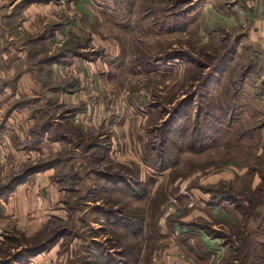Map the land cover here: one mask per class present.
I'll use <instances>...</instances> for the list:
<instances>
[{
  "label": "rangeland",
  "instance_id": "374dc122",
  "mask_svg": "<svg viewBox=\"0 0 264 264\" xmlns=\"http://www.w3.org/2000/svg\"><path fill=\"white\" fill-rule=\"evenodd\" d=\"M249 12L0 0L13 47L29 44L12 63L30 81L20 96L39 100L34 123L53 142L13 152L0 109V264H264V46ZM77 41V72L55 73L73 85L54 91L40 60Z\"/></svg>",
  "mask_w": 264,
  "mask_h": 264
},
{
  "label": "crops",
  "instance_id": "0c3cea01",
  "mask_svg": "<svg viewBox=\"0 0 264 264\" xmlns=\"http://www.w3.org/2000/svg\"><path fill=\"white\" fill-rule=\"evenodd\" d=\"M17 2H14L11 4L9 7H13L16 5ZM244 6L248 7V9L251 10V12L248 13L247 18L248 22L253 26V29L255 30L254 34L256 37V40L258 43L262 46H264V0H244ZM30 10L29 7H26L25 9ZM1 18V17H0ZM1 25V22H0ZM63 24L57 23L56 26H61ZM62 28V27H61ZM6 29L2 28L0 26V85L2 84V92H0V109H4L6 112L7 109L13 105V102L15 99H17L20 94L26 95L25 88H27V85L30 84L29 78L25 75H22L19 73V67L16 69L18 70L17 72L19 73H14L16 69L13 67L15 64V67L18 65H22V63H18V58L22 57L24 53L27 54L26 52V47L23 45L21 46H14L13 47V41H10L12 36H9L6 33ZM51 33V32H50ZM57 33L58 30H56L55 35H49L48 40L53 41L54 39L58 41L57 39ZM6 37V38H5ZM61 39H63V36H60ZM3 42L7 43L8 45H4ZM15 42V41H14ZM58 43V42H57ZM13 47V48H12ZM25 47V48H24ZM60 48H63V45L60 44ZM24 49V50H23ZM61 50V49H60ZM23 51V52H22ZM59 54V51H58ZM56 53V55H58ZM14 56V58L12 57ZM53 53H51L48 57H53ZM11 58V59H10ZM23 58V57H22ZM47 58V57H46ZM63 59H67L65 56L62 57ZM12 60V62H11ZM11 63V65H10ZM13 63V66H12ZM42 65H47V63H43ZM25 66V65H24ZM48 69L50 71V77L53 79V81H58V83H63L69 79L68 76L61 78L55 75L58 72L61 74H70L71 71L77 72V69L80 67V54H76L72 61L70 63H65V62H53L50 65H47ZM27 67V66H25ZM31 68V67H30ZM14 71V72H12ZM31 71V70H28ZM11 73H14V75ZM14 76V77H13ZM16 77V78H15ZM79 82L80 79L78 78ZM36 81V80H35ZM37 82V81H36ZM11 83V84H9ZM33 87V86H32ZM31 87V88H32ZM12 89H15L16 92L13 93L12 96H10V93ZM67 94V90H65ZM28 95V93H27ZM31 97V96H29ZM33 98V97H31ZM36 99V98H33ZM39 101V100H38ZM85 103V102H83ZM37 103L30 104L28 106L22 107V108H12L9 113L6 115V121L11 124H13V129L14 131L11 133L12 138L14 141L10 143L11 150L13 152H39V150L42 149L44 144H49L51 145L53 142L52 140H49L48 137H50V134H52L51 129H47L44 132V140L36 147L34 148H28V142L32 139L30 129L35 126V120H34V109ZM3 111V112H4ZM2 112V113H3ZM4 127V126H2ZM4 133V132H1ZM9 142H11L9 140ZM4 145H0V153H7L8 148L6 149L7 151L4 152L2 150ZM42 174H47L45 171ZM43 176V175H41ZM126 182V180H125Z\"/></svg>",
  "mask_w": 264,
  "mask_h": 264
},
{
  "label": "trees",
  "instance_id": "16d2710c",
  "mask_svg": "<svg viewBox=\"0 0 264 264\" xmlns=\"http://www.w3.org/2000/svg\"><path fill=\"white\" fill-rule=\"evenodd\" d=\"M11 17H13V16H11ZM37 40H38V42H42L43 39L42 38L35 39L33 42H35ZM79 41H77L76 44H73L72 47H68V48L63 47V48H61V50L59 51V54L58 55H55L53 57H47V58H45L43 60H40V63L39 64L47 63V65H50L53 62L70 63L72 61L73 57L77 54V52H79V48L80 47L81 48L84 47V46H80V42ZM81 44L88 45V44H86V42L81 43ZM26 45H29V44H26ZM40 52H42V49H40ZM63 56H65L67 59H63L62 58ZM47 72L50 73L49 70H47ZM9 84H11V83H9ZM72 85H73V83H71L70 80H67V81H65L63 83H58V84L54 85L55 88L54 87H51V89L54 88V91L62 92V91H65L67 88L71 87ZM0 87H2V84L0 85ZM0 92H2V89H0ZM14 92H16V90L15 89H12V91L10 93V96H12ZM37 102H38V99H33V98L29 97V96H19L17 99L14 100L13 105L10 106L7 109V111L5 112V116L9 113V111L12 108H22V107H25V106H28L30 104H34V103H37ZM34 115H36V117H37V111H34ZM48 127L49 126H47V124L43 122L40 125V127L34 126V127H32L30 129V133H31V136H32L31 138L32 139L28 142V145H27L28 148H34V147L38 146L44 140V138H45L44 137V132L47 129H49ZM51 162L48 163V164L46 163L45 165L38 164V168H40L41 170H43L46 167L52 165L53 163H51ZM34 170L35 169H32V171H34ZM97 175H98V177H101L100 179H103V180H106V179L108 180L109 179L110 180V178H107L106 176H103L100 171L97 172ZM125 176L126 175H122V174L118 173V176H116V175L114 176V179L115 180H110V181H114V182L115 181H118V183H122V184L125 183L124 185H126V182L124 180ZM18 177H19V175H16L15 178H14V180H13V182H15V179L18 178ZM115 177H117V178H115ZM120 188L121 187L118 188L115 185V187H113L112 190L113 191H119L121 194H124V193L126 194V193L130 192L129 189H120ZM115 212H117V211H115ZM118 212H121V211L118 210ZM113 218L116 219V217H113ZM127 220L128 219H126V217L121 218V221H123V222H127ZM125 226H127V224ZM104 264H110L109 260H106L104 262Z\"/></svg>",
  "mask_w": 264,
  "mask_h": 264
},
{
  "label": "built area",
  "instance_id": "2783aa9c",
  "mask_svg": "<svg viewBox=\"0 0 264 264\" xmlns=\"http://www.w3.org/2000/svg\"><path fill=\"white\" fill-rule=\"evenodd\" d=\"M2 116H3V113L1 112V113H0V120H2Z\"/></svg>",
  "mask_w": 264,
  "mask_h": 264
}]
</instances>
